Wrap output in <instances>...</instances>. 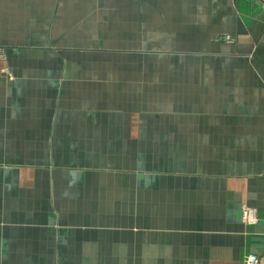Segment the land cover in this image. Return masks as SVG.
I'll return each instance as SVG.
<instances>
[{
	"label": "crops",
	"instance_id": "0c3cea01",
	"mask_svg": "<svg viewBox=\"0 0 264 264\" xmlns=\"http://www.w3.org/2000/svg\"><path fill=\"white\" fill-rule=\"evenodd\" d=\"M233 1L0 0V264L264 253V25L245 59L252 0ZM23 168L47 174L30 224Z\"/></svg>",
	"mask_w": 264,
	"mask_h": 264
},
{
	"label": "rangeland",
	"instance_id": "374dc122",
	"mask_svg": "<svg viewBox=\"0 0 264 264\" xmlns=\"http://www.w3.org/2000/svg\"><path fill=\"white\" fill-rule=\"evenodd\" d=\"M259 1L260 0H252V2H251V5L252 6H251V9H250L251 10L250 12L253 11L252 12L253 14L248 18V19H250V21L248 22V26L251 29L250 30L251 37H250L249 42L253 44L252 45L253 48H251V55H249L247 53L245 59H257L259 56L262 55L261 54V51H260L261 48L259 47V40L257 38V35L260 32V28H262L263 25H264L263 24V21H264V9H261L260 4H259ZM234 3H235V0L233 1V5H234ZM235 7L237 8V6H235ZM254 33H255V36H254ZM256 41H258V42L256 43ZM162 44H167V42H162L160 44L159 43L156 44L155 49H157V50H171V49H173L172 48L173 47V44L170 43V42H168V44H167L166 47L162 46ZM250 56H252V58H250ZM7 57L8 56L6 54V51L3 50V49H0V61L3 60V59H7ZM166 57L167 56H165V58ZM171 59H175V58H171ZM188 59L189 60L195 59L194 58V55H189L188 56ZM243 59H244V57H243ZM205 67H206L205 70H211V65L209 63L205 64ZM188 68H189L188 70H191L192 67H188ZM3 70L5 72L8 71V69H3ZM235 70H243V69H235ZM9 78L10 79H13L14 76L9 75ZM10 163L15 164V165L18 164L16 167H14V168H17V169H15L13 171V173H12V183H16V185H17L20 182V178H19L20 177V173H21L20 172L21 169H20V166H19V163L20 162L19 161H13L12 160ZM21 164L22 165L23 164L27 165V164H31V163L25 161L24 163H21ZM32 164H34V163H32ZM23 170H25L24 172H25V176H26V178L23 181V183L26 182V184H25L26 187L23 188V190L21 189V194L22 193L23 194L21 195L20 198H21L22 211L28 210V212H27V216L22 215V217L20 218V220H21V223H29L30 224L31 219L34 218V215H35V211H34L35 209H33L34 206H35L34 200L39 199V196L41 194H43V192L40 191V190H42V185H44L46 183V181L44 180V177H47L46 176L47 174L42 173L40 170H37V172L34 173V170H32L30 168H26V169L23 168ZM104 178H106V179H103L104 182H110V181L111 182H115V181L112 180L115 177H111V178L110 177H108V178L107 177H104ZM68 179L69 178H67L66 181H68ZM65 183H67V182H65ZM16 208L14 210H16ZM13 220L14 221L17 220V223L19 222V218L18 219L17 218H13ZM17 227H19V225ZM20 237H22V235H20ZM21 242H24L25 243V249H26V247L28 245L27 240H26V236H25V239H23ZM21 242L19 241V243H21ZM23 246H24V244L22 243V247ZM91 257H88V258L90 259ZM30 258H31L30 255H21V256L20 255H15V259L14 260H16L17 263H20V264H29L28 263V260ZM93 258L97 259L99 261V264L101 262H103V261H105L107 263V260H108V257H103V256H100V255L97 256V257H93ZM60 259H63V256H61ZM101 259L103 261H101ZM124 260H126L125 257H124ZM75 261H76L75 264H83L84 262H87V257H80V256H78V257H76ZM35 262H36V264H42L43 263V258H37ZM85 264H87V263H85Z\"/></svg>",
	"mask_w": 264,
	"mask_h": 264
},
{
	"label": "built area",
	"instance_id": "2783aa9c",
	"mask_svg": "<svg viewBox=\"0 0 264 264\" xmlns=\"http://www.w3.org/2000/svg\"><path fill=\"white\" fill-rule=\"evenodd\" d=\"M258 217L256 208L243 205L242 219L246 224H255L258 221ZM242 264H264V253L249 251L244 255Z\"/></svg>",
	"mask_w": 264,
	"mask_h": 264
}]
</instances>
